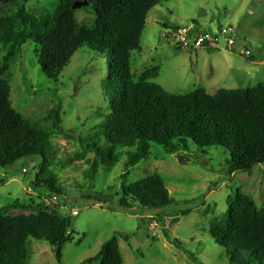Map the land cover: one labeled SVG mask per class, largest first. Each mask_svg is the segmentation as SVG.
Listing matches in <instances>:
<instances>
[{"label":"rangeland","instance_id":"1","mask_svg":"<svg viewBox=\"0 0 264 264\" xmlns=\"http://www.w3.org/2000/svg\"><path fill=\"white\" fill-rule=\"evenodd\" d=\"M57 5L58 0H28L25 7L38 17ZM15 10L14 4L0 3L2 17ZM94 16L89 6L75 10L79 27L91 28ZM191 25L202 30L231 27L236 43L185 50L166 34V28ZM4 52L0 45V58ZM38 55V45L28 40L4 78L13 108L50 129L49 171L63 191L55 194L34 186L40 156L0 167V206L13 201L29 205L13 209L8 216L58 214L68 219L74 232L62 248L61 264H80L93 257L114 234L124 264H230L207 228L224 215L237 189L250 195L258 208L264 206V163L253 165L249 172L228 174L229 154L221 147L197 148L190 142L187 151L171 154L151 143L148 156L126 169L125 182L158 173L173 202L158 209L137 203L120 208L124 150L112 167L98 164L92 170L94 153L85 150L83 141L108 113L102 86L109 73L108 60L82 46L52 81L42 73ZM130 63L136 80L147 78L174 94L197 87L215 94L219 89L264 83V0H162L148 12L140 49L131 52ZM51 110L58 113V120L55 115L49 118ZM100 142H105L102 136ZM74 209L77 215L72 214ZM26 251L24 264H58L45 240L29 237Z\"/></svg>","mask_w":264,"mask_h":264},{"label":"trees","instance_id":"2","mask_svg":"<svg viewBox=\"0 0 264 264\" xmlns=\"http://www.w3.org/2000/svg\"><path fill=\"white\" fill-rule=\"evenodd\" d=\"M27 1L0 0L16 5L14 13L0 16V45L5 50L0 58V167L40 156L34 186L62 194V187L49 171L50 129L29 121L13 108L10 85L4 78L28 40L38 45V65L52 81L82 46L108 60L109 73L102 81L108 113L83 141L85 150L94 153L92 170L98 164L112 167L124 150L118 207L137 203L158 209L173 202L158 173L125 182L126 169L148 156L151 143L171 154L187 151L190 142L197 148L221 147L229 154L228 174L249 172L253 165L264 163V83L253 88L219 89L215 94L203 87L174 94L147 78H134L131 52L140 49L147 14L162 0H58L54 10L38 17L26 9ZM75 1L89 3L95 15L91 28L78 26L72 8ZM57 114L51 110L49 118L55 115L58 120ZM28 207L19 201L0 206V264H24L29 237L47 241L61 264L62 248L74 232L69 220L58 214L8 216L13 209ZM207 232L224 249L230 264H264V206L258 208L250 195L237 189L224 215L210 222ZM174 245L179 248L178 240ZM92 261L124 264L117 235L80 264Z\"/></svg>","mask_w":264,"mask_h":264},{"label":"built area","instance_id":"3","mask_svg":"<svg viewBox=\"0 0 264 264\" xmlns=\"http://www.w3.org/2000/svg\"><path fill=\"white\" fill-rule=\"evenodd\" d=\"M166 34L174 39L175 44L180 49L193 50L197 48L219 49L221 46L232 47L236 43L234 31L231 27H218L216 30L198 29L195 25L188 27L166 28ZM249 54V50H245ZM96 205H99L98 203ZM73 215L78 214V210L72 211ZM152 226H158L156 221L151 222Z\"/></svg>","mask_w":264,"mask_h":264},{"label":"water","instance_id":"4","mask_svg":"<svg viewBox=\"0 0 264 264\" xmlns=\"http://www.w3.org/2000/svg\"><path fill=\"white\" fill-rule=\"evenodd\" d=\"M88 5H89V3L87 1H83V2H81V1H75L72 4V8L74 10H76V9H79L81 7L88 6Z\"/></svg>","mask_w":264,"mask_h":264}]
</instances>
